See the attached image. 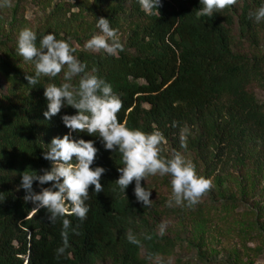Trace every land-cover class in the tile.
<instances>
[{
    "label": "trees",
    "instance_id": "trees-1",
    "mask_svg": "<svg viewBox=\"0 0 264 264\" xmlns=\"http://www.w3.org/2000/svg\"><path fill=\"white\" fill-rule=\"evenodd\" d=\"M34 1L44 12L52 9L36 32L37 46L48 33L68 41L86 70L112 85L122 101L118 120L128 127L151 132L155 126L174 153H194L221 173L232 162L244 164L248 144L261 140L263 148L255 158L262 155L258 163L264 162V102L256 96V91H264V21L251 18L262 0H232L204 17L195 12L200 0H162L153 15H146L137 0H75L61 7L55 0ZM84 14L91 19V32H99L96 19H109L123 50L109 56L86 49L77 26ZM25 27L14 26L12 39L0 40V264H171L182 240L161 236L162 222L189 216L201 220L215 205L229 210L237 204L216 203L208 189L197 204L170 208L171 178L158 185L155 175L141 181L152 191V203L145 208L133 194L134 181L126 196L114 184L117 168L123 166L121 154L106 151L98 134H72L74 139L95 141L93 167L106 172L103 191L97 194L89 187L86 219L66 216L76 234L69 232L64 254L56 252L63 246L61 220L51 223L45 209L33 212L34 205L23 199L20 174L50 168L42 155L45 145L68 133L61 117L76 111L65 107L45 120L44 87L62 83L63 71L55 78L41 77L35 87L28 85L26 76L34 75V65L16 51L18 33ZM184 125L190 135L187 147L181 148L179 130ZM33 187L39 192L38 183ZM128 234L139 243H130Z\"/></svg>",
    "mask_w": 264,
    "mask_h": 264
},
{
    "label": "clouds",
    "instance_id": "clouds-1",
    "mask_svg": "<svg viewBox=\"0 0 264 264\" xmlns=\"http://www.w3.org/2000/svg\"><path fill=\"white\" fill-rule=\"evenodd\" d=\"M5 4L8 0H3ZM146 15L159 12L162 0H137ZM232 0H200L198 17L211 16L224 8ZM10 6V5H9ZM255 22L264 21V0L260 7L251 14ZM98 34L86 41L88 50L103 51L115 56L122 51L118 30L111 27L109 19H96ZM37 33L31 28H22L17 36L16 51L25 62L34 65V75H27L29 86L35 87L41 77L55 78L63 71L62 83H49L44 87L47 110L43 112L45 120H51L62 108L71 107L75 114L61 117L63 125L69 130L62 137H53L43 151V159L50 162V168L39 172L26 169L20 174L19 188L24 190L25 202L34 205L32 211L45 209L48 219L55 223L61 220V238L63 246L56 252L65 253L69 246V232L76 234V228L66 216H75L83 222L89 212L86 201L89 199V187L94 186V193L103 191L101 177L106 169L93 167L98 149L95 141L74 139L73 133L98 134V139L106 151L119 152L123 166L118 167L119 178L114 182L120 192L126 196V190L134 183L133 194L137 203L145 208L152 203V191L142 186L147 176H169L171 196L168 207L188 206L199 202L200 197L210 188L211 180L198 175L195 165L177 151L170 158L161 155V145L165 143L163 133L157 129L143 132L132 129L126 122L118 120L117 114L122 108L120 97L113 91L112 85L87 71V65L75 55V48L63 39H57L54 33L42 35L37 46ZM94 71V70H93ZM78 78V83L73 79ZM173 123V127H176ZM190 129L184 125L179 130L181 148L187 147ZM147 182V181H146ZM38 183L39 192L34 190ZM48 185L47 187H44ZM78 227V226H77ZM159 234H165L166 224L161 223ZM130 243L139 242L134 235L128 234Z\"/></svg>",
    "mask_w": 264,
    "mask_h": 264
},
{
    "label": "rangeland",
    "instance_id": "rangeland-1",
    "mask_svg": "<svg viewBox=\"0 0 264 264\" xmlns=\"http://www.w3.org/2000/svg\"><path fill=\"white\" fill-rule=\"evenodd\" d=\"M74 1L55 0V4L61 7ZM51 11L44 12L34 0H8L7 4L0 0V40L12 39L14 26L18 24L39 31ZM77 26L83 45L98 34L91 32L92 22L85 14ZM256 96L264 102V91H256ZM261 141L248 144L244 164L232 162L230 165L233 166L224 168L222 173L209 169L208 162L199 159L196 154L182 153L195 165L198 175L211 180L209 189L216 203L235 202L237 207L223 210L222 205H215L201 220H193L189 216L168 221L165 233L182 240L180 245L178 239L171 264H177L178 259L184 264H264V166H259L264 162L258 163L262 155L255 158L263 148ZM161 153L167 156L174 154L167 142L161 145ZM165 179L166 176H158L155 184L161 185Z\"/></svg>",
    "mask_w": 264,
    "mask_h": 264
}]
</instances>
